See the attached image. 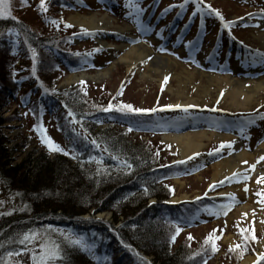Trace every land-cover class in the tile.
Masks as SVG:
<instances>
[{
  "label": "trees",
  "instance_id": "obj_1",
  "mask_svg": "<svg viewBox=\"0 0 264 264\" xmlns=\"http://www.w3.org/2000/svg\"><path fill=\"white\" fill-rule=\"evenodd\" d=\"M80 1L45 0L50 21L39 15V2L34 8L47 29L66 34L61 41L39 35L43 31H33L19 18H0V111L22 92L20 104L28 105L35 116L64 111L62 117L73 119L92 143L107 151L101 154L90 143L74 140L57 144L63 151H54L41 140L40 149L13 167L11 141L1 130L6 119L0 118V197L16 206L0 213V264L12 256L30 254L31 242L21 240L36 230L54 238L59 252L54 264H151L145 256L155 264H207L208 256L216 253L212 247L196 256L187 254L188 248L182 251L186 240L181 235L190 219L181 216L190 211L180 215L177 208L163 204L172 197L169 180L176 173L158 166L159 161L141 145L144 142L134 137L139 129H131L133 124L124 117L133 113L130 118L134 119L137 113L117 110L116 106L125 104L120 94L93 110L85 102L83 88L57 90L65 74L86 68L80 52L71 56L77 31L64 22V11ZM109 103L114 107L107 114L104 109ZM65 129L66 135L73 136L71 128ZM152 198L157 204L148 206ZM102 212L112 214L111 223L82 217ZM116 239L127 250L123 257L115 250Z\"/></svg>",
  "mask_w": 264,
  "mask_h": 264
},
{
  "label": "rangeland",
  "instance_id": "obj_2",
  "mask_svg": "<svg viewBox=\"0 0 264 264\" xmlns=\"http://www.w3.org/2000/svg\"><path fill=\"white\" fill-rule=\"evenodd\" d=\"M87 1L89 4H87L88 9L84 8L81 11L79 9L77 11L67 13L66 16H68V20L74 14L80 13L83 15H89L91 13H95L100 17L104 15L108 16L110 20L114 22L115 27H123L125 30L122 32L114 30L113 28L110 30V34H105L104 40L109 42V44L112 46V49L106 50L107 52L104 53V56H100L98 58V70L88 73L90 75H95L98 73V71L111 69V73L107 78L100 81H90L85 83L88 85L79 86L77 84L63 88L61 87V84L63 80L69 76L65 74L66 76L64 75L59 83V90L66 91L73 88H78L82 91L83 88L86 91H82V94L87 96L85 102L91 103L93 105V110L101 109L105 105L104 102L108 100L109 97H113L116 93V90L121 87H125L121 98L130 102L135 108L152 109L154 107L156 108L158 104L163 107L165 105L166 109L170 108L173 112L177 107H168L169 105H180L181 107H186V109L190 108L188 111L190 113L188 121H194L195 127H185L181 133H176L174 135L204 131L202 129H206L208 126L204 120L206 109L208 107H216L218 111L226 110L227 113L231 112V110H235L234 108L228 107L223 103V95L225 94L224 89L218 91L217 88L212 87V99H207L206 102H203L197 94V85H199V80L201 79V76L198 74V72H202L203 74L207 75L231 77L237 79V75H231L225 72L226 66L229 64L226 60L222 61L223 66H219L220 59L214 57L216 54L220 53L219 48H217L218 41L216 40V44L212 47H210V43H208L213 41V36L211 37L210 35V37H208L212 41L204 40L203 42L197 40L196 37L188 38L184 31L177 34L176 36L171 37V23L173 22L172 18H170L168 21L169 24L159 23L156 18L151 17L150 11L148 9L150 5L145 4L140 0H126V2L123 1L122 3H125L123 8L114 10L112 9L110 10L111 13L105 10V8L100 5L97 0ZM234 1V3L228 1H217L215 2V5L222 9L227 18L233 19L237 16L245 14L247 11H252L253 9L250 8V5L258 6L262 4V1L260 0H248V2L243 0ZM38 2V7L41 8L39 6L40 0H27L26 4L23 3L22 0H9L11 18L13 16L19 18L35 32H39V30L43 31L42 33H38L43 37H48V39H53L55 41H61L62 37H64L66 34L47 29L43 25L37 14V11L34 9ZM137 6L139 9H142V11H137ZM126 18L130 19V22H126ZM252 22L256 23L254 20H252ZM73 26L75 29L78 28L74 24ZM79 29H86L88 32L90 31L87 28L80 27ZM90 34L92 38H94V35L92 33ZM209 34H211V32ZM239 35L242 37V39H244V41L252 44L257 50L264 53V47L262 46L261 42L255 39L257 38L256 28L250 29L248 31H239ZM124 36H126L125 38L129 43H125L123 39L120 38ZM152 36H154L155 39L153 38V40H151ZM157 37L161 39L165 38L169 46L166 44H161V40L157 39ZM77 43L78 48L80 49H85L87 47H97V49L100 48V46L95 42L90 44H79L78 41ZM206 43H208V45H206ZM140 44L148 45V48L153 51L152 55L169 57L172 61L180 64V67H183L190 72L197 73V80L189 85H183L179 79L175 77L172 78L173 74H176V71L173 69L167 71V74L165 76L163 75L160 79V74H156V72H150L148 70V64L153 60L152 56H148L146 61L135 65L133 69H128L127 63L123 57L126 54L124 46L133 47ZM173 44L174 46L170 47ZM179 69L181 70L182 68ZM165 77L168 78L166 82ZM202 79L204 85L208 84V79ZM179 87H183V91H186L185 96L193 97L199 100V105H182L177 103ZM10 99L7 109L5 108L3 111H0V117L6 119V122L2 127V132L11 141L10 144H8L9 149L12 151L10 156V165L17 167L24 161L26 156L31 151L34 149H40L37 143L41 138V130H36V127L34 126V119L31 116L25 118L24 110L19 112L17 110L15 101ZM259 110L264 111V95H262L258 101L253 102L251 109L233 112L247 114L249 112H255ZM224 119H227L228 123L232 125L236 124V122L230 118L229 115ZM47 123L45 125L47 130V133H45L46 136L49 137L54 143L62 142L63 135L60 131H58L57 125L52 119H48ZM222 130L223 129H221V131ZM263 131L264 124L263 126L258 125L251 143H248L249 147L260 144ZM167 134L170 135L173 134V132ZM158 137V135L156 137L147 135L136 136L139 141L141 140L144 142V144L141 142L140 143L143 145L145 150L149 152V155L151 157H155L156 160L159 161L158 166H164L169 162L174 163L173 159L180 158L179 149L175 145L165 143L162 136L159 138ZM221 144L222 143L220 142H209L207 147L203 149V154L205 153L203 158L206 163L204 170L198 171L190 178H177L173 180L170 185L176 192L177 196L181 194L194 195L196 193H204L206 191L221 192L224 190H229V188L232 187L231 183L227 179L226 181L219 180L218 182H215L217 184H211L214 171L213 165L228 160L232 157L231 155H233L232 147L229 148L228 146H224L221 148ZM247 176L249 177L250 175ZM221 181L222 183H220ZM242 181L245 182V180ZM259 181L261 182H256L254 187H252V180L248 182L250 188L249 199H253L255 206L249 211L247 215L243 217H237L235 214L237 201H232V199L227 200L226 197H219L221 202L232 204L234 210L227 217H220L217 220H211L207 224L198 227V229H193L191 232L181 235V238L186 240V248L183 246L182 251L184 252L185 249L188 248L189 251L187 254L191 252V256H196L201 251L207 249L209 242L205 243V241L210 234L222 235L224 238L221 243V250L207 264H241L247 255L252 254L253 251L256 250V245L258 244L255 242L256 236L255 239H252V236H254L253 227L257 230L256 234L259 235L258 240L264 239V178L260 179ZM216 187L220 189L216 190ZM1 192H3L2 189ZM257 193H260V195L258 196ZM11 198L12 195L6 196L7 200ZM13 204L16 203L13 202ZM14 207L16 206L12 205L10 201H5L0 197V213L9 211ZM87 216L88 215H84L82 217L87 218ZM90 216V218L96 219L97 216H101L100 218L103 217V220L106 222H110V220H112V214L110 212H102L100 214L98 213V215H95V217H93L91 214ZM260 216H262L261 225L259 223ZM242 229L244 231H241ZM249 229L251 230L248 231ZM35 232L36 233L33 235L34 238L30 244L31 253L12 256L8 258L5 264H34L33 255H35L37 258L41 256L44 251V249L41 247L42 245L55 247V242L53 243L54 238L47 235L46 231L36 230ZM245 236L248 238L245 239ZM189 237H191V239H189ZM229 237H231V239ZM50 239L52 243H50ZM237 245H239V247H237ZM58 257L48 259L46 264L56 263L58 261ZM261 259L259 262L264 261H261Z\"/></svg>",
  "mask_w": 264,
  "mask_h": 264
},
{
  "label": "bare ground",
  "instance_id": "obj_3",
  "mask_svg": "<svg viewBox=\"0 0 264 264\" xmlns=\"http://www.w3.org/2000/svg\"><path fill=\"white\" fill-rule=\"evenodd\" d=\"M69 21L76 25L77 27L89 29L95 36L98 44L106 49L112 48V46L105 40L99 37L101 34L110 33L111 29L124 32L125 28L115 27L114 22L106 15L98 16L95 13L89 15L74 14L69 18ZM122 37L125 43L128 40ZM121 38V37H120ZM257 41H260L264 47V23H261L259 28H257ZM153 40V39H151ZM126 54L123 56L128 69H133L135 65L146 61L148 56H152V61L148 64V70L150 72H156L160 74V79L162 76L166 75L167 71L173 69L176 74H173L172 78H177L180 80L181 84L189 85L195 82L197 79V73L190 72L187 69L180 67V64L172 61L169 57H161L160 55H152L153 51L148 48V45L140 44L138 46L127 47L124 46ZM263 65L256 66L253 70L249 69L247 72L251 74L248 78H231V77H219L214 75L203 74L198 72L201 76L199 80V85H197V94L199 98L206 102L207 99H212V87L218 89V91L224 89L225 94L223 95V103L228 107H232L233 111H242L251 109L253 102L258 101L262 95H264V58H259ZM179 68H182L181 70ZM237 68H240L237 66ZM111 73V69H106L104 71H98L95 75H90L87 73L72 74L67 76L61 87H69L72 85L80 84L81 82L90 81H100L107 78ZM208 79V84L204 85L203 79ZM186 91H183V87H179L177 99L179 104L199 105V100L193 97L185 96ZM8 107L7 104L1 109L3 111ZM232 111V110H231ZM2 118V117H0ZM2 130V129H1ZM163 141L172 145H175L180 151V160L186 159L193 154L203 151L209 142H220V143H231L232 149H235L233 155L228 160L213 165V175L211 182H218L219 180H227L231 183L232 187L229 190L221 191L217 194L218 197L222 195L227 199H231L232 195L235 196L237 201L236 215L237 217H243L249 213L255 206L253 199H249V190L245 191L246 184L243 183L242 179H237L233 177V173L237 174V177H242V175H250L253 178L252 187L255 186V182L264 177V160L260 157L264 156V141L250 148L247 151L241 143L234 142L235 138L229 134H217V133H207L206 131H198L194 133H183L180 135H166L163 137ZM246 162V163H245ZM255 165L254 168L251 166ZM251 187V188H252ZM208 197H215L211 192H207ZM200 193L194 195L181 194L175 196L170 200L171 203L185 202L188 200H193L194 197L199 196ZM152 202H155L152 200ZM101 217V216H100ZM262 216H260L259 223L261 225ZM231 239V237H229ZM229 240V239H228ZM259 250L257 253H261L260 250L264 251V239L259 242ZM256 259L255 255L247 256L242 264H252Z\"/></svg>",
  "mask_w": 264,
  "mask_h": 264
},
{
  "label": "snow or ice",
  "instance_id": "obj_4",
  "mask_svg": "<svg viewBox=\"0 0 264 264\" xmlns=\"http://www.w3.org/2000/svg\"><path fill=\"white\" fill-rule=\"evenodd\" d=\"M23 3L26 4L27 0H22ZM188 0H185V3H187ZM194 2H196V5H197V11H202V9L200 8V4H199V0H194ZM131 6V5H130ZM40 7H41V11H47V8L45 6V0H40ZM181 8L184 7V5H180ZM209 8L211 7L210 5L208 6ZM137 11H142V9H139L138 6H137ZM212 12L215 13V15L217 17H219V19L221 20V22L224 24V27H229L228 23L224 22V18L223 16L221 15V13L215 9H212ZM4 17H11V11L9 10V0H0V18H4ZM12 19H15V17H12ZM53 23H56V21H52ZM69 27L71 25H68ZM84 31H87V30H84ZM34 52V50H33ZM167 77H165V82L167 81ZM83 83V82H81ZM114 106L109 103V105L107 106V108H105L104 110L105 111H108L110 109H112ZM117 107V110L118 111H128V112H135V113H141V112H147V111H156L155 108L153 109H140V108H133L132 105L130 104H120ZM168 107H181L180 105H175V106H172V105H169ZM188 107H191V106H188ZM71 115V113H70ZM41 140L43 143H45L47 145V147L49 148V150H54V151H63V149L60 148L59 145L55 144L49 137H47L46 135L43 134V129H41ZM93 143H95V141H93ZM225 145L222 143L221 144V148H223ZM229 148H231V143H229L227 145ZM261 160H264V156L260 157ZM246 163V162H245ZM130 167V165H129ZM252 168L255 167V165H252L251 166ZM233 177L234 178H237V179H243V180H247L248 179V176L245 175L243 177H237V174L236 173H233ZM228 179V178H226ZM258 182H261L258 180ZM222 183V181L220 182ZM212 187V186H210ZM245 191H247V187H245ZM257 195L259 196L260 193H257ZM231 199L234 201L235 200V196L232 195ZM231 208V204H225L222 206L221 208V212H223V214H227V211ZM221 212H217L215 213L216 215H220ZM180 229L177 228L176 229V232L177 234L179 233ZM215 231V230H214ZM241 231H244L243 229ZM34 237L33 236H30V235H25L23 240H21V243H24L25 240L31 242V240L33 239ZM175 235L172 236V240L174 241L175 240ZM248 237L245 236V239H247ZM189 239H191V237H189ZM216 239H219V237H213L212 234H210L208 236V238L206 239L205 243H208L209 241H211V247H212V251L215 252L217 250V246H216V243H215V240ZM252 239H255V236H252ZM75 243H80L79 241H75ZM83 247V245H81ZM44 251L43 253L41 254V256L39 258H37L35 255H33V262L34 264H46V261L50 258H57L59 256V252H58V249L56 247H48L46 245H42L41 246ZM237 247H239V245H237ZM14 253H8L9 256L13 255ZM262 259H264V256L261 257Z\"/></svg>",
  "mask_w": 264,
  "mask_h": 264
}]
</instances>
